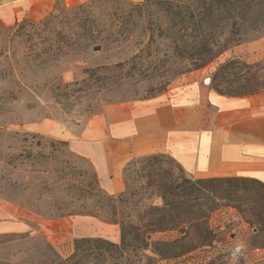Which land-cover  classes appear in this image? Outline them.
Listing matches in <instances>:
<instances>
[{"label":"rangeland","instance_id":"rangeland-1","mask_svg":"<svg viewBox=\"0 0 264 264\" xmlns=\"http://www.w3.org/2000/svg\"><path fill=\"white\" fill-rule=\"evenodd\" d=\"M44 1L50 7L40 17L24 16L10 24L0 19V264H56L79 237L119 241L118 224L86 213L99 210L103 199L87 192L95 182L90 162L60 144L106 104L153 96L191 73L204 75L223 93L264 90V23L197 68L160 36L155 4ZM164 160L163 167L178 175L175 165ZM139 167L123 170L127 198L132 206L159 203L153 178L141 176ZM255 193L263 194L264 187L249 182L242 196ZM230 205L208 216L210 234L204 243L212 240L210 245L171 263L194 264L220 253L228 264H264V253L257 250L264 246L256 248L264 244V231L246 221L251 201L237 199ZM203 229L194 227L191 236L200 241L197 234ZM177 235L172 230L152 238ZM235 247L241 252L237 260L230 256Z\"/></svg>","mask_w":264,"mask_h":264},{"label":"trees","instance_id":"trees-1","mask_svg":"<svg viewBox=\"0 0 264 264\" xmlns=\"http://www.w3.org/2000/svg\"><path fill=\"white\" fill-rule=\"evenodd\" d=\"M148 3L159 8L155 25L161 31L160 36L167 39L173 52L188 56L197 68L241 42L264 23V0H144L138 5ZM255 92L258 91L247 94ZM164 159L175 165L178 175L163 167ZM137 165H140L138 173L144 171L141 176L153 178L150 184L157 186L156 198L160 202L141 204L137 201L132 206L126 189L108 194L99 186L95 175V182L87 192L91 196L102 195L103 199L98 201L99 210L86 213L118 224L119 241L98 236L75 238L71 253L59 259L58 264H159L161 261L172 264V260L210 245L212 240L204 243L210 234L206 227L208 216L221 205L232 203L230 206H233L237 199L251 201V218L246 221L254 225L256 231H264V193L242 196L249 182L264 187L260 181L244 177L192 178L178 162L163 153L133 158L124 171ZM194 227L204 228L203 233L196 235L200 241L191 236ZM172 230H177L179 235L152 238L155 233ZM194 264L228 263L219 253L201 257Z\"/></svg>","mask_w":264,"mask_h":264},{"label":"crops","instance_id":"crops-1","mask_svg":"<svg viewBox=\"0 0 264 264\" xmlns=\"http://www.w3.org/2000/svg\"><path fill=\"white\" fill-rule=\"evenodd\" d=\"M49 7L44 0H8L0 5V19L37 18ZM63 141L90 162L108 194L124 190L123 170L131 159L155 153L172 157L192 178L264 184V90L224 94L191 73L153 96L106 104Z\"/></svg>","mask_w":264,"mask_h":264},{"label":"built area","instance_id":"built-area-1","mask_svg":"<svg viewBox=\"0 0 264 264\" xmlns=\"http://www.w3.org/2000/svg\"><path fill=\"white\" fill-rule=\"evenodd\" d=\"M241 255L240 249L238 248H232L230 251V256L234 258V260H237V258Z\"/></svg>","mask_w":264,"mask_h":264},{"label":"water","instance_id":"water-1","mask_svg":"<svg viewBox=\"0 0 264 264\" xmlns=\"http://www.w3.org/2000/svg\"><path fill=\"white\" fill-rule=\"evenodd\" d=\"M97 49H98V47H95V48H94V50H97Z\"/></svg>","mask_w":264,"mask_h":264}]
</instances>
